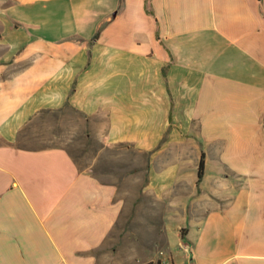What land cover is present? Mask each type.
I'll list each match as a JSON object with an SVG mask.
<instances>
[{
    "label": "crops",
    "instance_id": "0c3cea01",
    "mask_svg": "<svg viewBox=\"0 0 264 264\" xmlns=\"http://www.w3.org/2000/svg\"><path fill=\"white\" fill-rule=\"evenodd\" d=\"M148 1L0 0V264H110L118 186L30 135L65 108L160 158L168 264H264V0Z\"/></svg>",
    "mask_w": 264,
    "mask_h": 264
},
{
    "label": "rangeland",
    "instance_id": "374dc122",
    "mask_svg": "<svg viewBox=\"0 0 264 264\" xmlns=\"http://www.w3.org/2000/svg\"><path fill=\"white\" fill-rule=\"evenodd\" d=\"M94 126L84 115L65 108L41 116L32 124L30 135L36 133L34 143L65 148L80 168L118 186L124 209L101 250L102 258L110 264H158L166 256L165 189L159 183L150 192L146 189L152 179H164V173L156 170L160 158L152 163L150 153L129 144L107 147Z\"/></svg>",
    "mask_w": 264,
    "mask_h": 264
},
{
    "label": "trees",
    "instance_id": "16d2710c",
    "mask_svg": "<svg viewBox=\"0 0 264 264\" xmlns=\"http://www.w3.org/2000/svg\"><path fill=\"white\" fill-rule=\"evenodd\" d=\"M146 5L148 6V12L151 13V11L149 10V1L146 0ZM97 37V35H96ZM203 176H204V168H203V160L201 162V165H200V170H199V173H198V183L201 182V180L203 179ZM147 264H153V263H147Z\"/></svg>",
    "mask_w": 264,
    "mask_h": 264
},
{
    "label": "built area",
    "instance_id": "2783aa9c",
    "mask_svg": "<svg viewBox=\"0 0 264 264\" xmlns=\"http://www.w3.org/2000/svg\"><path fill=\"white\" fill-rule=\"evenodd\" d=\"M186 251H187V247H185ZM163 254V253H162ZM158 264H168L166 259H163L161 262H159Z\"/></svg>",
    "mask_w": 264,
    "mask_h": 264
}]
</instances>
